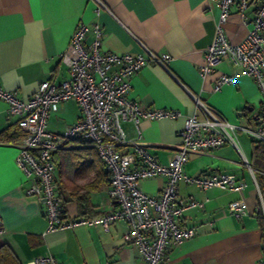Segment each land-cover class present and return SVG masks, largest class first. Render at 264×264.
Instances as JSON below:
<instances>
[{
	"label": "crops",
	"instance_id": "crops-1",
	"mask_svg": "<svg viewBox=\"0 0 264 264\" xmlns=\"http://www.w3.org/2000/svg\"><path fill=\"white\" fill-rule=\"evenodd\" d=\"M0 0V87L27 100L38 84L49 79L59 85L70 78L61 53L67 48L76 27L99 23L101 50L136 53L144 47L171 57L166 68L147 63L130 77L128 97L141 107L176 109V119H140L137 125L123 120L128 140L139 136L160 163H167L179 144L177 131L186 116L195 112L192 95L201 99L227 121L241 125L264 123L261 94L255 79L239 75L234 83L213 89L221 74L239 73L227 55L214 71L201 78L199 64L215 37L219 9L216 0ZM264 0H249L242 16L236 1L225 24L230 42L239 43L252 27L257 6ZM90 31L85 40L91 39ZM81 112L75 100L61 104L51 113L46 129L62 133L78 121ZM137 126V127H136ZM20 135L17 117L7 112L0 99V133ZM239 150L231 144L193 153L183 165L188 176L229 173L246 182L242 191L200 189L194 183L178 181L179 199L195 200L198 206L184 210L179 225L195 229V234L179 245L168 244L165 264H264L261 209L254 170L250 165L252 138L236 132ZM17 141L0 135V250L10 249L16 264H28L40 255H52L63 264H145L136 244L123 242L128 225L122 220L110 224L78 225L47 230L46 205L25 190L31 179L16 163ZM131 146H122L129 150ZM57 193L62 195L64 219L98 217L116 208L108 192L105 167L96 149L77 135L53 153ZM166 177L155 176L139 182L148 195H157ZM257 184V185H256ZM258 186V189H257ZM261 193V192H260ZM76 195H86V209H80ZM242 198L246 213L232 215L228 204ZM262 211V209H261ZM264 212V211H262Z\"/></svg>",
	"mask_w": 264,
	"mask_h": 264
},
{
	"label": "built area",
	"instance_id": "built-area-1",
	"mask_svg": "<svg viewBox=\"0 0 264 264\" xmlns=\"http://www.w3.org/2000/svg\"><path fill=\"white\" fill-rule=\"evenodd\" d=\"M94 1L97 2L95 13L98 15V9L103 4L100 0ZM235 1L239 13L244 16L249 0H216L219 14L215 37L206 49L203 62L199 64V75L204 78L213 72L222 57L227 55L230 62L240 68V72L221 74L213 89L218 91L222 85L234 83L239 75H250L259 87L260 108L264 113V1L257 6L246 37L239 43H232L226 35L225 24ZM90 31L91 39L86 43ZM101 40L99 23L90 29L88 23L82 22L60 55L69 70V79L59 85L45 79L27 100L0 87V99L7 103L8 114L17 117V125L22 133L15 160L25 177L31 179L25 193L46 205L47 230L95 224L108 229L111 223L122 220L128 225L122 241L136 244L145 264H165L167 245H179L195 234V229L179 225L184 210L201 204L192 199H179L178 181L194 183L200 189L238 192L246 186L245 181L229 173L188 176L183 171V165L190 155L225 144H231L239 150L238 130L246 132L254 140L264 142V123L261 119L253 126L231 123L199 97L192 95L196 109L192 115L185 117L182 127L177 131L178 146L167 163L158 162L139 141V136L136 141L127 139L122 121L130 120L137 125L140 119H176L182 116L176 109L141 107L128 97L130 77L135 72L147 63L166 68L171 57L168 53L158 54L146 47L144 51L136 53L103 51ZM70 99L78 104L80 119L66 126L62 133L48 131L46 124L51 113L58 111L61 104ZM77 135L96 149L107 170L108 192L116 208L98 217L64 219L62 198L55 184L53 153ZM125 145L131 146L130 149L121 150ZM155 176L166 177V182L157 195L151 196L140 189L139 182ZM258 194L264 211V200L259 190ZM228 209L236 217L246 213L242 198L231 201ZM28 264L63 263L52 255H40Z\"/></svg>",
	"mask_w": 264,
	"mask_h": 264
},
{
	"label": "trees",
	"instance_id": "trees-1",
	"mask_svg": "<svg viewBox=\"0 0 264 264\" xmlns=\"http://www.w3.org/2000/svg\"><path fill=\"white\" fill-rule=\"evenodd\" d=\"M0 135L1 138L4 137L5 140L7 139L10 141L11 140L17 141L22 137L21 131H20V135L18 136H12V134L10 136V133L4 135V133L2 132L0 133ZM252 143H253V147H252V156L250 160V165L254 170V176L259 186L262 195V200H264V142L253 139ZM100 173L104 176L106 175L107 177V173L105 174L103 172V169L101 168H100ZM76 196L79 200H81L79 201L80 209L85 210L88 204V197L86 195H80V196L76 195ZM60 197L62 198V195H60ZM258 217L260 219V225H261L262 250H264V212H262L261 209L259 210ZM16 263L17 260L15 258V255L13 254V252H11L10 249L2 248L0 250V264H16Z\"/></svg>",
	"mask_w": 264,
	"mask_h": 264
},
{
	"label": "water",
	"instance_id": "water-1",
	"mask_svg": "<svg viewBox=\"0 0 264 264\" xmlns=\"http://www.w3.org/2000/svg\"><path fill=\"white\" fill-rule=\"evenodd\" d=\"M105 171H107L106 168H105Z\"/></svg>",
	"mask_w": 264,
	"mask_h": 264
}]
</instances>
